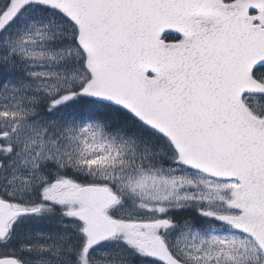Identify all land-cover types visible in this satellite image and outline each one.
Returning <instances> with one entry per match:
<instances>
[{"label":"snow or ice","instance_id":"obj_1","mask_svg":"<svg viewBox=\"0 0 264 264\" xmlns=\"http://www.w3.org/2000/svg\"><path fill=\"white\" fill-rule=\"evenodd\" d=\"M0 264H264V0H0Z\"/></svg>","mask_w":264,"mask_h":264}]
</instances>
